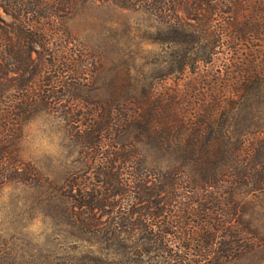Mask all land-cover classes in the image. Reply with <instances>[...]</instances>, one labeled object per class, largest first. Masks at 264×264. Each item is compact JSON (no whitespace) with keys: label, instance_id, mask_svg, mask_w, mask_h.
<instances>
[{"label":"trees","instance_id":"trees-1","mask_svg":"<svg viewBox=\"0 0 264 264\" xmlns=\"http://www.w3.org/2000/svg\"><path fill=\"white\" fill-rule=\"evenodd\" d=\"M76 1L0 0V188L39 181L20 145L52 110L78 147L63 186L73 223L112 250L88 264H220L261 245L239 196H264V0H97L171 28L166 71L100 87L60 60L41 21ZM5 253L0 236V264Z\"/></svg>","mask_w":264,"mask_h":264},{"label":"rangeland","instance_id":"rangeland-1","mask_svg":"<svg viewBox=\"0 0 264 264\" xmlns=\"http://www.w3.org/2000/svg\"><path fill=\"white\" fill-rule=\"evenodd\" d=\"M0 14L11 21L3 8ZM59 14L54 21L41 20L51 22L50 47L60 60H69L68 67L85 71L91 86L133 84L145 75L166 71L171 28L155 16L97 0H78ZM41 51L45 57L51 52ZM81 94L106 96L88 88ZM137 145L144 156L153 148L151 143ZM20 149L40 178L36 183L11 182L0 188V236L6 263L88 264L112 252L97 236L73 223L71 203L63 194L66 178L81 167L68 121L58 112L39 111L25 124ZM148 156L149 168L172 166L170 161ZM239 198L246 203L244 220L262 243L220 264H264V196L243 192Z\"/></svg>","mask_w":264,"mask_h":264}]
</instances>
